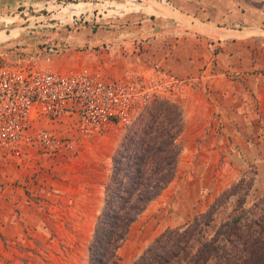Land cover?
Instances as JSON below:
<instances>
[{
    "label": "rangeland",
    "instance_id": "rangeland-1",
    "mask_svg": "<svg viewBox=\"0 0 264 264\" xmlns=\"http://www.w3.org/2000/svg\"><path fill=\"white\" fill-rule=\"evenodd\" d=\"M81 1L64 0L58 6L40 5L34 12L19 8L22 13L14 11L0 18V66L26 63L30 58H37L47 44L62 42L56 41L59 33L77 34L83 25L79 15L81 11L67 14L66 6L72 7L70 5L81 4ZM106 8L109 9L108 6ZM26 18L30 26L22 29L27 26L23 22ZM33 21L36 22L31 23ZM53 23L55 26H47ZM87 23L91 26L100 24ZM85 51L99 56L89 66L80 63L79 57ZM146 51L140 45L130 52L124 49L116 52L104 44L90 49L79 45L71 46L68 52L52 58L56 72L70 65L73 66L72 71L84 67L96 69L104 78L136 83L138 91L148 98L157 97L176 103L182 113L183 129L177 138L179 155L175 176L131 224L117 251L120 264H130L161 232L189 222L240 179L247 186L250 183L245 208L264 196V186H254V181L260 179L255 177V164L258 162L247 160L242 153L237 154L239 146L234 140L233 129L227 125L223 114L214 109L211 88L206 80L195 76L175 87L163 85L159 77L163 69L153 58L149 60L145 56ZM74 52L77 63L67 64L65 57ZM133 54L141 56L133 59ZM37 63H41L40 57ZM142 106L140 99L130 113V120ZM127 124L110 125L101 133L77 137L70 143L71 148L54 157L28 151L29 158L19 162L23 167L19 170L21 179L10 184L20 187L38 205L39 224L32 229H23L17 240H0V264H87L86 246L101 207L110 156ZM38 127H53L58 135H65V126L58 122L50 124L45 121ZM11 163L15 169L17 162ZM260 180L264 181L263 178ZM235 201L236 198L231 197L223 206L217 223L230 213Z\"/></svg>",
    "mask_w": 264,
    "mask_h": 264
},
{
    "label": "crops",
    "instance_id": "crops-1",
    "mask_svg": "<svg viewBox=\"0 0 264 264\" xmlns=\"http://www.w3.org/2000/svg\"><path fill=\"white\" fill-rule=\"evenodd\" d=\"M63 1L0 0V18L19 8L34 12L40 5L58 6ZM70 6H66L67 14L81 11L83 25L75 35L56 33V41L70 43V48L104 44L116 52H130L140 45L147 49L149 60L161 65L163 75L179 83L203 74L198 79L210 85L214 109L233 129L237 154L258 162L255 177L264 179V0H82ZM87 21L100 24L91 26ZM23 22L27 26L22 29L30 26L28 18ZM132 56L139 59L141 55ZM76 57L75 52L69 53L65 61L77 63ZM98 57L85 51L79 58L83 66H89ZM71 67L59 72L72 71ZM20 163L13 169L11 162L0 161L3 241L17 240L23 229L39 224L38 205L20 187L10 184L21 179ZM260 179L252 180L255 187L264 186Z\"/></svg>",
    "mask_w": 264,
    "mask_h": 264
},
{
    "label": "trees",
    "instance_id": "trees-1",
    "mask_svg": "<svg viewBox=\"0 0 264 264\" xmlns=\"http://www.w3.org/2000/svg\"><path fill=\"white\" fill-rule=\"evenodd\" d=\"M182 129L179 106L157 97L128 122L110 156L87 264H120L117 251L131 224L175 176ZM249 187L240 179L189 222L161 232L130 264H264V196L245 208ZM231 197L236 204L217 223Z\"/></svg>",
    "mask_w": 264,
    "mask_h": 264
},
{
    "label": "built area",
    "instance_id": "built-area-1",
    "mask_svg": "<svg viewBox=\"0 0 264 264\" xmlns=\"http://www.w3.org/2000/svg\"><path fill=\"white\" fill-rule=\"evenodd\" d=\"M69 50L66 42L50 43L37 55L41 63L30 58L0 66V161L19 163L29 150L54 157L77 137L128 123L140 99L144 105L153 98L138 91L136 83L104 78L96 69L54 71L51 59ZM159 77L166 86L183 83L162 73ZM45 121L64 125L65 135L53 127L40 129Z\"/></svg>",
    "mask_w": 264,
    "mask_h": 264
},
{
    "label": "bare ground",
    "instance_id": "bare-ground-1",
    "mask_svg": "<svg viewBox=\"0 0 264 264\" xmlns=\"http://www.w3.org/2000/svg\"><path fill=\"white\" fill-rule=\"evenodd\" d=\"M132 4V3H131ZM130 5V4H129ZM127 6V5H126Z\"/></svg>",
    "mask_w": 264,
    "mask_h": 264
}]
</instances>
